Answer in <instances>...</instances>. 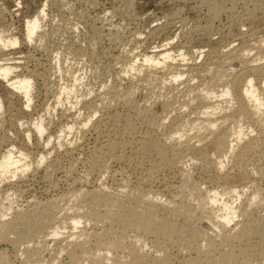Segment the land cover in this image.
I'll return each instance as SVG.
<instances>
[{
    "label": "rangeland",
    "instance_id": "rangeland-1",
    "mask_svg": "<svg viewBox=\"0 0 264 264\" xmlns=\"http://www.w3.org/2000/svg\"><path fill=\"white\" fill-rule=\"evenodd\" d=\"M40 8H44L46 16L37 36L29 43L25 40V19L34 16ZM1 30L5 32L4 35L18 37L21 46L12 49V55H5L4 47L1 46L0 65L12 64L11 66L20 68L19 72L16 69V74L33 75L35 88L32 103L27 108L22 96H17L18 93L8 88L0 77V96L2 99L5 97L4 109L0 111V160L5 147L13 143L23 149L31 160L35 161L38 154L46 155V160L39 162L41 165L33 167L30 172L22 174L23 176L20 174L16 181L0 184V221H8L20 231L25 227L19 223L18 218L26 215L34 216L36 220L48 216L50 220L47 223L59 225L61 218L66 217L67 212L71 213L77 206L76 200L71 198L76 197L80 189L87 192L106 190L115 195L114 193L125 194L138 186L137 189L141 188L139 191L143 193L149 189L156 191L163 200L172 199L176 204L188 202L197 213L201 210L198 214L204 212L205 215L209 210L218 209L217 205H202L206 190L221 191L222 188L236 186L247 192L238 204L241 209L246 207L251 192L260 190L263 192L264 203V138L260 137L257 132L259 130L250 134V139L254 141L253 150L242 155L241 148L245 141L242 142L234 154L225 160L223 170H217L213 160L207 167L198 164L191 169L190 181L193 182V188H180L183 185L182 169L189 163L192 150L186 153L185 145L178 146L174 151L181 152L180 149H183V154L178 152L182 156L180 163L157 168V157L144 153L139 143L140 141L142 144L152 138L151 136L164 141L166 134L170 132L175 113L171 112L168 117L167 114L161 115V110L158 109L162 102L170 104L172 108L178 107L179 112L184 115L197 117L201 110L196 105L197 101L191 98L196 88L202 87L200 84L209 82L210 78L231 80L227 73L223 76L224 71L243 74L241 72L249 71L254 65H264V54L258 55L255 49L264 38V0H21L20 7L15 0H0ZM170 48L175 50L173 53L177 54H174L177 59L179 53L186 56L184 62L176 60L177 65L197 64V70L186 72L173 91L163 89L164 82H168L172 76L166 72L159 71L157 78L150 82L144 80L148 78L144 72H125L130 57ZM248 49H252L247 57L248 62L242 65L236 59L241 52ZM59 65L63 67L61 73L57 70ZM186 67L180 68L187 70ZM254 74L256 80L258 79L257 83H261L263 87V77ZM71 75H80L82 80L78 94L85 95L86 101L95 100L97 104L103 101L111 107L108 105V109L94 114V107L88 103H82L70 111L67 109L72 103L64 101L63 104H58L59 89L71 83ZM130 94L131 96H127ZM129 97L132 98L126 101ZM186 100L189 106L181 107V103ZM71 101L75 99L72 98ZM146 105L159 106L157 115L165 118L164 126L157 124L158 119L153 122L149 120V116L143 111ZM75 112L79 115L76 114L73 118L68 116ZM63 113L69 119L61 117ZM92 114L93 119L88 128H85L86 133L73 129L68 135H64L63 140L60 139L62 143L65 141L62 147L55 144L61 135L59 131L67 121H70V125L73 119H86ZM41 119L47 131L43 140L39 141L36 139L38 134H34L33 124ZM19 121H23V128L19 126ZM27 132L32 134L31 145L25 136ZM49 135L54 140L46 146L45 139ZM113 141L117 145L116 150L107 151L108 142ZM194 142L193 140L192 143ZM207 142L208 140H203L202 144ZM168 144L170 143H166L167 154L169 152L170 157L173 154L170 148L173 144ZM236 177H239L238 182ZM7 208L10 212H6L9 211ZM258 209L260 210L257 204L253 205L250 209L253 210L252 215L261 212L260 216L264 220V210ZM165 211H161L162 216L168 215V211ZM243 219L248 222L247 218ZM233 224L228 229L234 230ZM50 230L48 227L38 230L34 233V240L25 242L24 245L16 244L15 235H11L14 238L12 241H0V263L21 264L20 259L24 257L26 248L38 246ZM66 230L64 232L70 234L71 231ZM88 230L89 233L92 232V229ZM133 235L134 233H130L126 242ZM11 237L10 240L13 239ZM217 237L214 235L215 239ZM48 244L46 255L55 249L52 247L54 243ZM179 247L180 243L176 241L166 247L169 252L167 253L172 256V264H178L185 257L193 256ZM143 250L149 254L153 252L149 244ZM68 259V254L63 252L60 257L61 264L68 263Z\"/></svg>",
    "mask_w": 264,
    "mask_h": 264
},
{
    "label": "bare ground",
    "instance_id": "bare-ground-1",
    "mask_svg": "<svg viewBox=\"0 0 264 264\" xmlns=\"http://www.w3.org/2000/svg\"><path fill=\"white\" fill-rule=\"evenodd\" d=\"M45 14L43 8L38 15H31L32 18L28 20L27 25L25 24V40L27 42H31L34 37L37 36L39 29L43 25L42 22L43 19H45ZM1 31L0 41H2V44H0V47H10L12 43H15L16 36L4 35L5 32ZM255 49L258 55L261 56L264 54V38ZM174 51L170 48L162 51H155L153 54L145 53L143 55L130 57L125 72L129 74L132 72H144L148 78L146 79L144 76L142 79L145 78L144 80H147V82L156 79L159 71L166 72L167 75L171 74L172 76L168 82H164L163 89L169 92L173 91L175 85L181 83L179 80H181V77L186 72L197 70V68H195L197 64L195 65V63L192 66H188V64L185 63L183 65H177L176 60L184 62L186 56L184 57L185 54L179 53V59H177V54L173 53ZM250 51H252V49L244 50L239 56L234 54V56H238L237 59L235 58L236 61L240 60L239 63L241 62L243 63L242 65H246ZM256 57L258 56L256 55ZM262 57H264V55ZM255 61H257V59H255ZM11 65L12 64L0 65V77L6 82L8 88L18 93L17 96H19V94L22 96L21 98L25 100L26 107L29 108L33 100L35 88L33 75L16 74V69L19 67ZM181 66H187V70L180 68ZM62 68L63 67L59 65L57 70L61 73V71H63ZM250 68H246L249 71L245 69V72H241L243 74L233 73V71H224L222 72L223 76H226L225 74L227 73L231 80L223 81L221 79L210 78L208 79L210 80L209 82L205 81V84H200L202 87L199 86L196 88V91L194 89L195 93L193 91L194 94L191 99L197 101L196 105L201 110L199 113L200 115L197 117L192 118L188 115H184L183 112H179L178 107L172 108L173 106L166 102H162L161 104L158 103L161 105L160 109H158L161 110V115L167 114L168 117L171 112L175 113L174 122H172L173 124L171 128H169L171 130L166 136L164 135V141H161L160 138H153V136L142 144L139 141L141 145L140 149L144 153H150L157 157V161H159L156 164L157 168L160 166L163 167V165L176 166L178 162L181 161L182 156H179V151H174L178 146L182 147V145H185L184 149H186V153L192 150L193 154L191 153L192 156L191 158L189 157V163H187L186 168L185 166L183 167V173L181 172L183 185L180 186V188L185 186L193 188V182L190 181V172L191 169L196 168L198 164H203L201 166L207 167L213 160L216 169L223 170L225 160L234 154L242 142L245 141L241 148V154L253 150L254 141L250 139V134L255 130H259L257 132H259L260 137L264 138V93L262 92L264 90V65H254L252 69ZM220 71L221 70H219V72ZM254 73H257V75L260 74V76L263 77V87H261V83H257L258 79L256 80V74ZM81 80L80 75H73L70 80L71 83L69 85H63L61 89H59L57 103L63 104L64 101L72 103V106L67 109L69 111L82 103H88L95 108L92 109L94 114L108 109L109 104H107V102L100 100L102 102L97 104L95 100L92 101L88 99L89 101H86L85 95L81 93L78 94L80 89L78 87H80ZM261 88H263V90H261ZM4 90H6V92L9 91L7 89ZM127 96H131V94ZM3 98L5 99V97ZM72 98H74L75 101L72 102ZM131 98H126V101H129ZM4 99L0 96V104H3V107ZM234 104L236 105L234 106ZM184 106H189L187 100L181 103V107ZM157 107L159 108V106ZM157 107L146 105L143 107V111L149 116V120L153 122L158 119L157 124L159 126H164L165 118H161L157 115ZM220 113L221 115L219 116ZM69 114L68 116H72V118L76 114L79 115L76 112ZM61 115V117H67L66 113ZM67 118L69 119V117ZM92 119L93 114L86 119L79 120L76 118L73 119L70 125L68 123L70 121L66 120V124L63 125L59 131V133L61 132V135L57 138L59 141L55 144H59V147L60 145L62 147L65 141L62 143L60 139L64 138V135L70 133L73 129H79L86 133L85 125L88 126ZM46 128L42 119L34 122V134H38V138L36 137V139H39V141L43 140L44 134L47 131ZM30 132L27 133L30 134L31 139L32 134ZM52 137L49 135L47 139H45L46 146L54 140V137ZM163 139L164 138H162V140ZM193 140L195 141L194 143H192ZM203 140H208V142L203 145ZM113 142H108L109 147L107 146V151L116 148L117 145ZM166 143H170V145L173 144L172 147H170L172 148L171 151H173L170 157L168 156L169 152L167 154L168 149ZM135 147L139 148L137 145ZM180 150L181 152L179 153H182L183 149ZM1 157L0 177H7L13 169H16L21 175H24L23 169L19 167L21 164L20 158L12 155L11 150H9L8 155H3ZM45 157L46 155L43 156L40 163H43L42 161L44 159L46 160ZM238 178L239 177H236L235 179L237 180ZM137 187L125 194L114 193L115 195H112V192L109 193L107 191V193L106 190L104 192L91 190L87 192L80 189L79 192L76 191L78 193H75V195L77 194L76 197L74 196L75 198H71L76 200V203H78L77 206L74 205L76 207L73 209L71 208L72 212H67L68 215L61 218L62 220L59 225H50V223H47L46 221L50 219L45 215V217L42 216V218H37V220L34 216H31V218L26 215L27 217L21 216L18 218L20 221L19 223L25 227L23 231H20L17 227L13 226L12 223L1 220L0 241H12L14 238L11 237V235H15L16 244L19 243L24 245L25 242L34 240V233L38 232V230L42 231L47 229V227L51 229L48 234L44 235V239H41L42 242L38 246L35 248H26L23 253L24 257L20 259L21 264H33L32 262H34V264H40L41 262H47L46 264H59L63 252L68 254L69 259L66 264H172V256L168 254V248L166 247L174 241L180 243V249L193 254V256L188 258L185 257V259L181 262L179 261L180 263L178 264H264V220L262 216H260L261 212L260 214L257 213V215L254 213V216L251 213L253 210H250L255 204H257L260 210H264L262 191L252 190L253 192H251L252 194H250V197L247 196L249 199L246 207L241 209L238 204L247 192L239 190L236 186H228L222 188L223 190L221 191L217 189L206 190V192H204L205 197L202 205H217L216 207L218 209L217 211L214 209V211L209 210L205 215L204 212H202L204 214H198L201 210L197 213L195 208L191 206L192 204L190 205L188 202L176 204L172 199L163 200L160 198L161 195L159 196L156 191L154 192L149 189V191L145 190L146 193H143L139 191L141 188L138 190ZM9 208L12 209V207ZM9 208H7V210ZM199 208L200 207H198V210ZM10 209L6 212H10ZM164 210H166L165 212L168 211V213H166L168 214L167 216H162L163 212L161 213V211ZM254 210L256 211L257 209ZM240 217L242 218L239 219ZM243 218H247L246 221L248 222H244ZM232 223H234V230H232L233 228L228 229L229 225ZM88 228L92 229V232L90 231L91 233H89ZM66 229L71 231L70 234L65 233L67 231ZM64 230L66 231L64 232ZM130 233H134V235L126 242ZM214 235L218 236V239H215ZM10 237L13 239L10 240ZM219 237H221V240H219ZM79 238L82 239L80 240ZM50 242L51 244L54 243L52 247H55V249L53 251L51 250L49 253L47 252L48 254L46 255L45 251L48 250L47 246ZM62 242H65V244H62ZM148 244L153 249V252L150 254L143 250V247Z\"/></svg>",
    "mask_w": 264,
    "mask_h": 264
},
{
    "label": "clouds",
    "instance_id": "clouds-1",
    "mask_svg": "<svg viewBox=\"0 0 264 264\" xmlns=\"http://www.w3.org/2000/svg\"><path fill=\"white\" fill-rule=\"evenodd\" d=\"M15 2H16L18 7L21 6V0H15ZM41 10L42 9L40 8L35 15H38L41 12ZM105 14H107V12ZM31 18L25 19L26 25L28 23V20H30ZM29 43H30V41H29ZM0 44H2V41H0ZM20 46H21L20 40L18 37H16L15 43H12L11 46L8 48H4L3 51H4L5 55H12V49L19 48ZM0 111H3V104H0ZM18 124L21 128L24 127L23 121H19ZM86 127H87V125H85V128ZM26 139H27L28 144L31 145L32 142L30 139V134L26 133ZM9 149H11L12 155L20 158L21 164L19 167H21L23 169L24 173L30 172L32 170V168L37 166L39 164V162L43 159V156L38 154L35 161L31 160V158L28 156V154L23 149H20L14 143L9 144L5 147L3 155H8ZM19 178H20V172L17 171L16 169H13V171L10 172L7 177H0V184L13 182Z\"/></svg>",
    "mask_w": 264,
    "mask_h": 264
}]
</instances>
